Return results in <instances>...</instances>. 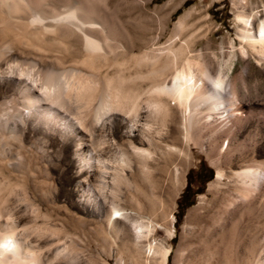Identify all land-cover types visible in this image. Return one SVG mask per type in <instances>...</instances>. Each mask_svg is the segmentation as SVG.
I'll use <instances>...</instances> for the list:
<instances>
[{
	"label": "rangeland",
	"instance_id": "rangeland-1",
	"mask_svg": "<svg viewBox=\"0 0 264 264\" xmlns=\"http://www.w3.org/2000/svg\"><path fill=\"white\" fill-rule=\"evenodd\" d=\"M263 8L264 0H0V196H7L9 215L0 216V241L7 231L5 222L18 226L13 230V244L0 252V264L16 263L5 255L18 249L21 227L26 240L50 246L42 250V264L56 251L57 258L49 264H253L258 257L264 260V231L253 233L239 217L242 204L255 199L264 202V52L243 42L238 34L243 22L237 17L239 12L248 16L246 26L253 32ZM109 26L121 34L109 38ZM152 54L154 61L148 57ZM172 55L177 63L192 60L194 69L206 66L211 75L224 72L233 87V110L238 113L217 133L213 127L222 122L218 119L205 127L200 121L195 124L185 150L186 164L175 167L179 178L172 181L161 173L154 180L155 175L121 163L112 143L125 147L121 131L141 112L105 107L100 94L118 71L131 74L136 67L145 74L150 64L158 72L167 66L169 70L170 65L161 63L170 62ZM48 73L53 79L46 85ZM80 75L86 82L82 89L74 87ZM20 89L41 98L42 107L58 108V123L43 124L34 114L26 118ZM59 91L60 103L46 101ZM86 93L91 99H85ZM179 110H173L176 119ZM67 124L79 128L76 131L85 136V142L88 136L100 142V148L73 156L76 132ZM209 134L216 138H208ZM177 135L183 139L181 131ZM246 165L262 174L260 188L247 201L236 196L227 175ZM218 171L220 185L214 182ZM111 177L115 183L109 187ZM155 184L159 192L152 190ZM111 195L121 199V210L109 222L99 214L98 201ZM149 201L156 208L152 217L131 209L143 208ZM228 201L236 205L237 213L236 217L224 215L227 223L235 225L223 236L216 216ZM124 215L148 222L151 230L146 234L142 228L143 235L136 236L129 228L130 235H115L112 221L128 226ZM251 236L256 244L249 249ZM157 246L168 249L164 263L151 254L149 248ZM4 247L0 242V251Z\"/></svg>",
	"mask_w": 264,
	"mask_h": 264
},
{
	"label": "bare ground",
	"instance_id": "bare-ground-1",
	"mask_svg": "<svg viewBox=\"0 0 264 264\" xmlns=\"http://www.w3.org/2000/svg\"><path fill=\"white\" fill-rule=\"evenodd\" d=\"M237 17L239 18V20H241V22H243L240 29L238 30V34L243 42H245L250 48L257 49V51H260V53L264 52V8L263 16L261 18L259 17L256 24L254 23L255 25L253 32H248L249 28H247V23L249 22L250 24V20L247 18L248 16H244L239 12L237 14ZM120 34L117 28H109V38L117 37ZM133 46V44L129 45L128 49L131 50ZM170 51L172 52V50H168L166 52ZM145 57H147L146 54ZM148 57L151 59V61L155 60V55L153 54ZM176 59L177 58L172 55L170 62L162 61V65H170L169 70L167 68L169 66L166 67L168 71L165 70L158 72L157 70H153L152 64H150L149 70H146L147 72H145V74H142V71H140V69L136 67L133 69V73L131 74H127L128 71L124 73L125 70L118 71L114 74V76L111 75V77H109L106 89L102 94H100V102L103 106L114 105L113 107H115L116 110L124 111L125 113H129L131 111L136 112L137 110L141 112L140 114H137L136 117L132 120V125L129 124L130 126H127V130L121 131V136L126 139V142H123V145L125 147H123L118 142L112 143L114 144L113 147L115 148V152H117V156L121 163L126 162V164H133L144 175H155L156 177L155 179L153 178L154 180H157V176L161 173H165L166 175H168L169 179H174L175 177L179 178L180 173L179 171L176 172L175 167L179 166L180 168H183L186 164L185 150L187 149L188 141L191 139V129L195 124L200 121L205 127V124H207L206 126L212 125L213 121H215L214 119H218L222 122L213 127V133H217L222 129H226L227 125L229 126L227 120H230L229 118H231V116H235L236 113H238L234 112L233 110L235 99L233 94V87L230 85V82L228 81L227 76L224 72L218 71L214 75H211L209 74L206 66L202 65L198 69H194L192 60L184 58L181 62L177 63ZM83 77L84 76L81 75L78 76L74 87L76 86L81 89L85 87L86 82L83 80ZM52 79V74L48 73L45 76L44 83L48 85V83H50ZM45 88L44 90H46ZM13 89L15 90V88ZM11 91V87L7 88V92L10 93ZM19 91H23L21 93H24L22 104L26 107V118L34 114L35 117H37V119H40L43 124H56L58 120V108L56 110V108L52 109V106L42 107V101L40 102L41 98H38L37 95L31 94V91L30 94H28L25 89H20ZM61 94L62 93L60 92L54 96L46 97L45 99L46 101L51 100L58 104L63 99ZM89 96L90 95L88 93L84 95L85 99L88 100L90 98ZM59 105H57V107ZM61 107H63V105ZM177 107L180 108V117L178 119L174 117L175 113L173 114V110ZM68 127L69 129L75 130L76 132L73 143V156H77V154L85 155L87 152H92L100 148V142H93L89 136L88 138H86L85 142V136H83L82 133L80 135L79 132L76 131L79 128L72 126V124H67L66 128L68 129ZM84 128L86 130H90V126L84 125ZM179 131L182 132L183 139H180L178 137L177 133ZM207 137L214 138L215 136L213 134H209ZM181 153L182 155H180ZM77 163L79 164L80 162L78 161ZM79 166L82 167L81 163ZM87 173L91 174L90 172ZM227 175L228 178L231 179V185L233 186V190L236 192V196L239 197V199L245 200L247 196L251 195L260 188L262 182V174L260 170L251 165L231 169ZM220 176L221 173L218 171L214 181L216 185H220ZM113 182L114 178L111 177V180L107 181L109 187H112L114 185ZM155 185V188L151 189L155 192H159L158 184ZM142 196H139V194H137L138 198H141ZM120 200L121 199L118 198V196L116 197L114 195H111L108 198H103L102 201H98L99 214L104 219L109 221L113 217V214H118V211L121 210L119 202ZM255 200L247 204H242V213L241 216H239L246 223L247 227L253 231V233L258 230L264 231V202L256 203ZM6 201L7 196H0V216H6V214L8 213V210L6 209L7 205L5 206ZM233 206L234 205H232V202L230 203V201H228L223 206V209L218 213V216H216L217 220H221L222 222L220 224V231L222 232L223 236L229 235V233H231L229 231L235 225L227 223L226 220H224V215L228 216V214H230L232 215V217H236L235 214L237 212L235 213L236 210L234 209L236 205L234 207ZM131 209L139 216L146 214L150 217L153 216L156 210L155 206H153L152 201H149L147 204H145L143 208L140 206H132ZM124 216L129 221L128 226L124 224L118 225L117 219H114V221H112L113 224L111 227L115 235H130L129 228H131V230H134V234L136 236L143 235L141 232L142 228H146V234L151 230V226L147 224L148 222L144 223L136 217H131L128 215ZM159 216H161V214H159ZM236 220L239 219L237 218ZM236 220L234 223L237 222ZM230 221L232 222V220ZM16 226L17 223L12 224L11 222H5V228L7 231H4L2 233L3 239L0 241L1 244H3L5 247L0 251L1 253L6 252V248L9 247L10 244H13L12 235L13 230L16 228ZM25 231L26 230H23L22 227L20 228V231L18 230L17 234L21 237V241L19 240L18 242V249L13 253V255H5V258L9 259L13 257L14 259L12 260H15L13 261L16 262L15 264H25L26 261H35L38 262V264H42L41 259L43 258L41 257V254L42 252L47 251L50 246L43 247L39 246V244L31 243L30 241L26 240L25 235L27 237V234H25ZM224 238H226V236ZM232 239H234V237L229 238L231 242ZM262 239H264V235L261 237V240ZM14 242L17 243L16 241ZM255 244L256 239L254 238V236H251V240L249 239L248 243L249 249L253 248ZM149 249L151 251V254L153 253L155 257H157L162 263H164L166 255L168 253L167 247L157 246L155 248L150 247ZM56 254H58V251H56L52 257H47V264L51 263L55 260V258H57L55 257ZM258 258L254 260L253 264H264V260H260Z\"/></svg>",
	"mask_w": 264,
	"mask_h": 264
},
{
	"label": "trees",
	"instance_id": "trees-1",
	"mask_svg": "<svg viewBox=\"0 0 264 264\" xmlns=\"http://www.w3.org/2000/svg\"><path fill=\"white\" fill-rule=\"evenodd\" d=\"M207 171H210L208 168H206ZM210 177V174L208 175V177H205L204 180H207ZM186 188V186H185ZM190 203H187L186 205H189Z\"/></svg>",
	"mask_w": 264,
	"mask_h": 264
}]
</instances>
